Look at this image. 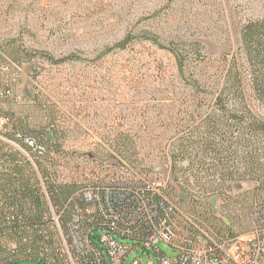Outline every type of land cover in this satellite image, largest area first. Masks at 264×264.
I'll return each instance as SVG.
<instances>
[{
  "label": "rangeland",
  "instance_id": "374dc122",
  "mask_svg": "<svg viewBox=\"0 0 264 264\" xmlns=\"http://www.w3.org/2000/svg\"><path fill=\"white\" fill-rule=\"evenodd\" d=\"M263 18L264 0H0V65L18 68L14 98L1 110L26 120L33 130L53 134L67 156L62 160L66 179L156 178L177 208L174 222L181 236L247 235L252 207L264 201L259 184L244 182L226 191L217 201V214L204 195L188 197L170 189L176 186L172 159L178 139L211 97L185 87L173 55L150 42L136 40L124 51H105L129 35L151 32L163 43L200 44L198 59L215 68L225 55L238 58L242 27ZM22 46L35 54L33 59L21 54ZM41 53L79 60L55 65ZM196 171L189 168L187 174ZM157 247L172 259L178 256L167 243ZM134 259L159 264L154 250L134 251L128 263Z\"/></svg>",
  "mask_w": 264,
  "mask_h": 264
},
{
  "label": "trees",
  "instance_id": "16d2710c",
  "mask_svg": "<svg viewBox=\"0 0 264 264\" xmlns=\"http://www.w3.org/2000/svg\"><path fill=\"white\" fill-rule=\"evenodd\" d=\"M136 40L171 53L181 83L211 97L209 107L178 139L172 159L176 186H170L171 191L188 197L201 194L207 203L213 197L222 199L226 191L244 182L264 189V18L242 27L238 58L229 60L225 55L215 68L198 59L200 44L163 43L151 32L129 35L105 52L124 51ZM20 52L29 60L35 56L24 46ZM40 55L55 65L79 60ZM7 64L10 71L2 72ZM17 70L9 62L0 65V116L11 121L14 134L34 137L45 152H31L28 158L0 142V264H98L96 251L101 243L96 236H101L108 220L99 206L84 198L96 182L66 179L62 160L67 156L52 141L53 134L33 130L26 120L17 121L1 110L14 98L3 93L7 88L14 91ZM184 163L196 167V173L187 174Z\"/></svg>",
  "mask_w": 264,
  "mask_h": 264
},
{
  "label": "built area",
  "instance_id": "2783aa9c",
  "mask_svg": "<svg viewBox=\"0 0 264 264\" xmlns=\"http://www.w3.org/2000/svg\"><path fill=\"white\" fill-rule=\"evenodd\" d=\"M9 65L2 72H9ZM4 96L13 97L7 88ZM11 121L0 116V142L31 158L30 153L45 152L37 139L24 133L14 134ZM0 167L1 163H0ZM165 183L156 178H110L89 186L84 198L100 207L108 220L101 232L97 249L98 264H142L134 259V251L154 250L159 264H264V202L254 205L251 212L252 231L230 239L212 240L193 232L181 236L175 225L177 208L164 196ZM122 240H132L128 245ZM160 242L178 251L176 259L158 249ZM76 246L81 247L76 240ZM149 264H153L152 261Z\"/></svg>",
  "mask_w": 264,
  "mask_h": 264
},
{
  "label": "water",
  "instance_id": "95a60500",
  "mask_svg": "<svg viewBox=\"0 0 264 264\" xmlns=\"http://www.w3.org/2000/svg\"><path fill=\"white\" fill-rule=\"evenodd\" d=\"M217 201H218V197H213L212 199H210V203L212 205V209H213V213H217ZM228 224V222H227ZM97 239H99V236H96Z\"/></svg>",
  "mask_w": 264,
  "mask_h": 264
}]
</instances>
